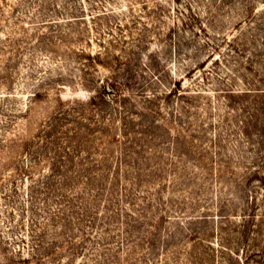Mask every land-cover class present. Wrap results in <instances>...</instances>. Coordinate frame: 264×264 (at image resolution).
<instances>
[{
  "label": "rangeland",
  "instance_id": "obj_1",
  "mask_svg": "<svg viewBox=\"0 0 264 264\" xmlns=\"http://www.w3.org/2000/svg\"><path fill=\"white\" fill-rule=\"evenodd\" d=\"M0 264H264V0H0Z\"/></svg>",
  "mask_w": 264,
  "mask_h": 264
}]
</instances>
